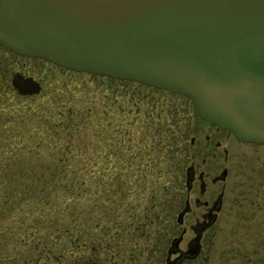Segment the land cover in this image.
Masks as SVG:
<instances>
[{
    "label": "water",
    "instance_id": "95a60500",
    "mask_svg": "<svg viewBox=\"0 0 264 264\" xmlns=\"http://www.w3.org/2000/svg\"><path fill=\"white\" fill-rule=\"evenodd\" d=\"M0 45L186 95L203 119L264 144V0H0ZM12 85L42 90L23 74Z\"/></svg>",
    "mask_w": 264,
    "mask_h": 264
},
{
    "label": "rangeland",
    "instance_id": "374dc122",
    "mask_svg": "<svg viewBox=\"0 0 264 264\" xmlns=\"http://www.w3.org/2000/svg\"><path fill=\"white\" fill-rule=\"evenodd\" d=\"M16 74L33 77L42 84V90L37 94L38 99L23 98L8 93L9 88L4 91L5 87L0 86V138L13 141V129L7 125L8 118L3 115L10 111L1 108L4 100L12 101L9 103L17 108H23L29 102L44 108L70 102L77 107L88 106L91 108L88 116L90 142L86 153L92 161H104L100 164L102 168L119 172L122 189L129 191L127 204H132L131 208L139 218L133 219V212H125L124 209L112 212L111 208H117L118 203L108 204L109 211L100 221L101 232L94 239L103 253L100 255L107 259L101 264H169L167 251L173 233L168 211L173 204L171 193L174 183L181 177V166L189 164L188 156L197 143L215 131L197 113L192 100L186 95L133 80L70 70L42 58L22 56L0 45V81L13 86L12 78ZM1 75L4 80H1ZM98 118L102 119L103 127L100 138L96 135ZM75 121L79 122L78 119ZM193 137L195 143L192 145ZM25 141L21 140L22 146L18 142L20 145L16 146L12 161L0 165V171L28 167L20 162V155L27 152ZM99 145L103 148L100 152ZM112 152L117 156L112 157ZM93 165L96 166V163ZM128 179L131 186L127 184ZM109 183L110 180H107V186ZM139 203L142 206L134 207ZM9 207V204L5 206ZM9 216L10 212L0 209V237L4 240L0 247L7 245L9 248L5 251L25 252L23 244L14 246L5 243V238L24 234V231L5 226ZM95 223L96 220L90 225ZM79 224L80 221L77 227ZM133 224L140 229L135 234H131ZM137 226L134 225L135 229H138Z\"/></svg>",
    "mask_w": 264,
    "mask_h": 264
},
{
    "label": "trees",
    "instance_id": "16d2710c",
    "mask_svg": "<svg viewBox=\"0 0 264 264\" xmlns=\"http://www.w3.org/2000/svg\"><path fill=\"white\" fill-rule=\"evenodd\" d=\"M1 77V80L5 79ZM3 83L0 81V86L5 87L4 91L9 88L7 92L10 94L39 98L38 95H19L13 86ZM9 102L4 100L1 108L10 111L3 115L8 118L7 125L13 129V141L0 138V165L12 161L20 145L18 142L25 139L27 152L20 155V162L28 167L31 165V169L0 171V209L10 212L5 226L24 231L16 237L5 238V243L26 246L25 252L5 251L9 248L7 245L0 247V264L106 262V257L100 255L99 243L94 239L101 232L100 221L109 211L108 204L118 203L117 208H111L112 212L124 209L125 212H133V219L139 216L131 208L132 204H127L130 195L120 185V173L102 168L100 164L104 161H92L86 153L90 142L88 116L91 108L77 107L74 102L48 105L46 108L29 102L23 108H17ZM98 121L96 135L100 138L102 119L98 118ZM102 150L99 145L98 152ZM110 155L117 156L115 152ZM95 163L96 166L93 165ZM107 180H110L108 186ZM129 180L127 184L131 186ZM1 181L4 182L1 184ZM17 197L19 199L15 201ZM7 204L9 208H5ZM135 206H142V203ZM95 220V225H90ZM79 221L80 226L77 227ZM134 225L137 226H131V234L140 230ZM89 226L98 231H91ZM3 241L0 237V244Z\"/></svg>",
    "mask_w": 264,
    "mask_h": 264
},
{
    "label": "flooded vegetation",
    "instance_id": "af4514ba",
    "mask_svg": "<svg viewBox=\"0 0 264 264\" xmlns=\"http://www.w3.org/2000/svg\"><path fill=\"white\" fill-rule=\"evenodd\" d=\"M203 120L215 131L174 183L167 263L264 264V144Z\"/></svg>",
    "mask_w": 264,
    "mask_h": 264
}]
</instances>
